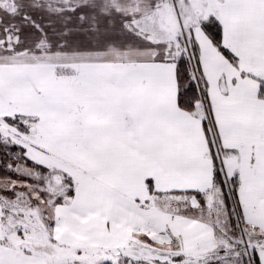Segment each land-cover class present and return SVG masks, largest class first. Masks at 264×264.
Masks as SVG:
<instances>
[{"label": "snow or ice", "instance_id": "snow-or-ice-1", "mask_svg": "<svg viewBox=\"0 0 264 264\" xmlns=\"http://www.w3.org/2000/svg\"><path fill=\"white\" fill-rule=\"evenodd\" d=\"M0 264H264V0H0Z\"/></svg>", "mask_w": 264, "mask_h": 264}, {"label": "trees", "instance_id": "trees-1", "mask_svg": "<svg viewBox=\"0 0 264 264\" xmlns=\"http://www.w3.org/2000/svg\"><path fill=\"white\" fill-rule=\"evenodd\" d=\"M4 173L3 172H0V175H3Z\"/></svg>", "mask_w": 264, "mask_h": 264}]
</instances>
